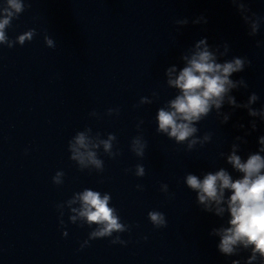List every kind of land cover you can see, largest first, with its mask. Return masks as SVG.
<instances>
[{"label":"clouds","instance_id":"obj_1","mask_svg":"<svg viewBox=\"0 0 264 264\" xmlns=\"http://www.w3.org/2000/svg\"><path fill=\"white\" fill-rule=\"evenodd\" d=\"M231 3L240 13L244 23L248 25L250 37H255L264 22V17L255 13H250V9L245 0H231ZM24 0H4L0 4V45H5L9 49L16 44L23 46L26 42H31L36 36V29L31 28L19 34L15 39H10L7 30L12 27V21L19 19L25 11ZM193 24L207 23L204 16H200L191 21ZM188 18L177 19L175 24L177 32L188 25ZM47 47L54 48L55 42L48 35L44 36ZM264 41H257L256 46L260 47ZM221 48L223 50H221ZM230 47L227 43L218 46L209 45L207 38H202L195 42L192 48L182 52L179 59L184 62V66L177 70V65L173 64L165 69L166 85L170 89L178 90L174 98L168 100L157 110L155 117L158 134L167 136L177 144H186L187 150H193L197 145L203 147L212 140V133H205L199 136L200 131L197 125L206 119L213 111L221 124H227L231 118V112H223L221 109L227 105L235 109H246L248 116L253 117L250 121L251 130L255 131L259 118L264 122V106L254 108L260 97L256 92H252L247 101L238 103L233 90L240 88L247 89L248 84L243 77L232 79L234 74L243 72L251 65V61L246 57L234 56L230 60H222L229 54ZM158 93H152V99L141 97L140 105L152 104L154 98H158ZM119 115V108H109L107 115ZM90 116H97L95 111L89 113ZM141 120L137 125L140 130ZM244 128L243 124L238 125ZM250 133H245L248 135ZM117 137L113 133H108L107 138H101L100 132L93 133L91 127L86 126L83 131H77L68 141V151L70 160L74 161L81 171L87 169L95 170L98 173L104 171V160L100 158L99 152L111 159L120 155V151L113 150ZM246 144L247 140L242 136H236L235 142L231 145V151L226 155L227 164L232 169L241 174L238 178L225 168L209 171L203 178L187 173L184 183L187 188L196 193V203L202 206V211L213 213L223 218L228 214V226L213 228L210 236H218V251L226 256H240L241 252H249L245 264H264V135L258 138L260 148L258 152L248 155L246 160H242L237 154L240 144ZM147 141L143 135L132 138L130 150L138 158L145 156ZM225 157V153L220 154ZM125 173L132 169H125ZM135 176L143 177L145 167L137 164L134 171ZM63 171H57L52 178L53 184L59 186L63 184ZM137 189L142 190V185H137ZM161 191L168 193V185L162 184ZM112 196L110 193H101L90 188H85L76 192L66 202L57 204L56 208L60 213V225H64L62 219L64 208L69 210V222L79 224L81 227L87 225L92 230L88 234L81 248L86 246L90 240L111 237L112 244L125 245L127 241L121 239L120 234L130 231V226L121 221L118 211L111 205ZM78 204L79 207H73ZM148 220L155 228L167 227V220L163 212L151 210L147 214ZM95 225V227H93ZM115 234V235H114ZM63 236H67V231H63ZM146 240L147 237H144ZM231 264H241L239 259L231 260Z\"/></svg>","mask_w":264,"mask_h":264}]
</instances>
